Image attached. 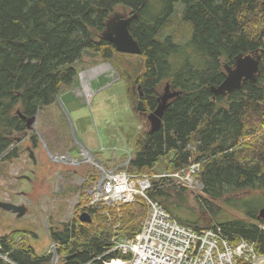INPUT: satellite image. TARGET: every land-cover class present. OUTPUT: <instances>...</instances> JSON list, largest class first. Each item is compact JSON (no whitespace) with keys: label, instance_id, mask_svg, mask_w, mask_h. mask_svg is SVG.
I'll list each match as a JSON object with an SVG mask.
<instances>
[{"label":"trees","instance_id":"obj_1","mask_svg":"<svg viewBox=\"0 0 264 264\" xmlns=\"http://www.w3.org/2000/svg\"><path fill=\"white\" fill-rule=\"evenodd\" d=\"M152 1L0 0V162L20 156L14 147L16 134L24 136L28 129L18 110L31 118L57 105L77 85L78 64L86 54L114 59L117 50L102 33L108 19L123 9L137 16L130 31L143 58L142 73L133 80V63L124 65L125 70L115 66L128 80L130 96L143 100L150 113L158 107L163 87L164 92L169 86L179 94L165 113L164 127L138 137L130 172L144 175L162 162L169 171L179 172L202 163L197 207L191 206L190 189L170 179L153 180L148 197L183 226L196 232L221 227L232 243H253L256 253L264 256L259 212L250 214L257 223H221L222 208L216 203L224 200L233 206L237 199L231 197L243 192L264 199V0H161L159 11ZM178 2L184 6L183 21L192 26L186 45L178 44L173 35L162 37ZM254 53L262 54L258 82L247 81L242 90L215 96L211 88L224 82V64L233 66L239 55ZM180 56L181 67L175 62ZM135 85L141 86L142 98ZM39 143L33 136V148ZM83 208L79 203L74 219L50 232L61 264L129 258L112 251L114 240L119 234L135 238L141 232L149 212L146 201L138 198L120 212H92L91 224L80 221ZM28 234L16 230L0 237V264H50L52 255H37ZM238 264L252 263L240 259Z\"/></svg>","mask_w":264,"mask_h":264},{"label":"rangeland","instance_id":"obj_2","mask_svg":"<svg viewBox=\"0 0 264 264\" xmlns=\"http://www.w3.org/2000/svg\"><path fill=\"white\" fill-rule=\"evenodd\" d=\"M160 1H152L155 11L160 10ZM183 8V4L178 2L162 36L173 35L180 45H186L192 37V26L183 21ZM117 12L123 13L125 10ZM114 55L112 61H106L99 55L86 54L78 64L77 85L67 90L57 105L41 111L33 133L22 143L15 144L14 147L20 152L19 158L0 162V201L25 205L29 209V214L20 219L0 210V237L16 230L28 232L29 243L37 255L52 254L50 264H61L57 255L59 246L51 240L50 232L61 229L63 224L74 219L77 205L87 202L83 180L94 171L89 164L72 166L67 159H81V152L84 151L87 156L93 153L99 157L107 168L117 169L133 157L138 137L149 131L148 122L137 111L140 102L137 95L133 98L130 96L128 80L123 79L115 68L118 65L125 70L124 65L133 63L129 79L133 80L134 76L142 73L143 58L128 54L124 56L117 51ZM175 62L179 67L184 65L182 56ZM192 62L197 64L198 57H194ZM224 72L227 73L225 69ZM137 87L135 85V91L139 93ZM33 136L39 137L37 148H33ZM16 138L22 136L16 134ZM28 147L35 152L37 166L29 158ZM176 173L169 171L167 164L162 162L144 175L151 176L152 181L168 178L186 186L177 180L174 176ZM188 188L190 195L192 192L191 206L197 207L196 200L201 197L202 187ZM258 196L260 194L247 192L234 195L231 198L237 200L232 203L233 206L224 200L214 201L222 208L219 221L257 223L250 218V214L264 208V199H257ZM119 237L123 236H116L117 239ZM53 246H56V251L50 253Z\"/></svg>","mask_w":264,"mask_h":264},{"label":"built area","instance_id":"obj_3","mask_svg":"<svg viewBox=\"0 0 264 264\" xmlns=\"http://www.w3.org/2000/svg\"><path fill=\"white\" fill-rule=\"evenodd\" d=\"M67 161L72 166L89 164L94 168L93 173L83 180L87 196L83 212L91 215L104 209L120 212L138 198L144 199L149 206L142 230L135 238L114 240L112 251L130 257L115 258L106 264H238L240 259L264 264V256L255 254V244L246 241L232 243L221 227L196 232L180 224L148 197L152 188L151 176L130 174L131 158L117 169L107 168L94 154L87 156L84 151L81 159L71 157ZM200 171L201 163H193L174 176L186 186L198 188L202 187L196 178ZM53 249L55 252L56 247Z\"/></svg>","mask_w":264,"mask_h":264},{"label":"water","instance_id":"obj_4","mask_svg":"<svg viewBox=\"0 0 264 264\" xmlns=\"http://www.w3.org/2000/svg\"><path fill=\"white\" fill-rule=\"evenodd\" d=\"M136 15H130L128 12H115L106 22V27L102 33V39L115 46L116 50L121 53L140 56L142 48L139 42L131 34L130 28ZM262 61V54L254 53L249 55L241 54L236 58L233 66H225L227 71L224 82L218 87H212V93L215 96H228L237 90H242L243 84L247 81L257 83L260 74V64ZM140 98L143 97L141 86L138 87ZM179 94L171 91L169 86L166 87L165 92L160 97L159 105L155 111L147 113V108L143 100L138 104L137 111L140 116L147 120L149 125V135L160 131L164 127V116L170 106L171 101ZM18 116L27 122L28 132L22 138H16V143H22L29 137L30 133L34 131V126L37 123L38 115L35 117H26L18 110ZM30 159L36 165L38 160L35 152L30 147L27 148ZM28 178V177H27ZM0 210L16 215L18 219L23 218L29 214V209L25 205H16L6 201H0ZM82 223L91 224L93 222L92 216L88 212H84L79 216ZM258 220L264 221V208L259 212Z\"/></svg>","mask_w":264,"mask_h":264},{"label":"flooded vegetation","instance_id":"obj_5","mask_svg":"<svg viewBox=\"0 0 264 264\" xmlns=\"http://www.w3.org/2000/svg\"><path fill=\"white\" fill-rule=\"evenodd\" d=\"M29 158H30V156H29ZM31 161H32V160H31ZM32 163H33L34 166H37V165H38V163L35 165L33 161H32ZM26 179H27L29 182H31V179H30V178H27V177H26Z\"/></svg>","mask_w":264,"mask_h":264},{"label":"bare ground","instance_id":"obj_6","mask_svg":"<svg viewBox=\"0 0 264 264\" xmlns=\"http://www.w3.org/2000/svg\"><path fill=\"white\" fill-rule=\"evenodd\" d=\"M148 205V204H147ZM106 211V210H105Z\"/></svg>","mask_w":264,"mask_h":264}]
</instances>
